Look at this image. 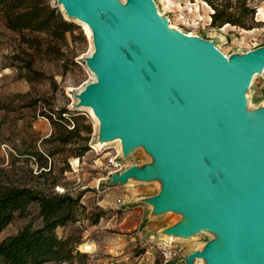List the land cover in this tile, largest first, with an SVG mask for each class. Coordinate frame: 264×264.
<instances>
[{"label": "rangeland", "instance_id": "374dc122", "mask_svg": "<svg viewBox=\"0 0 264 264\" xmlns=\"http://www.w3.org/2000/svg\"><path fill=\"white\" fill-rule=\"evenodd\" d=\"M115 1L129 8L132 0ZM50 2L81 26L50 52L28 48L0 14V191L29 187L47 195H81L77 220L58 233L73 234L85 256L63 264H220L222 255L209 254V248L225 232L210 225L180 232L193 212L182 205L165 206L162 194L170 186L166 174L149 181L127 176L158 161L148 144L140 142L128 153L120 138L101 144L102 123L83 92L101 83L91 61L105 50L93 27L88 31L80 18L69 16L61 0ZM249 2L256 7L253 29L212 26L214 11L205 0H153L152 13L187 43H211L230 61H249L239 86L245 110L242 131L258 136L264 126V0ZM65 108L71 112L67 117L77 116L84 128L91 127L83 133L87 140L67 146L49 141L54 131L49 116ZM57 149L60 153L50 154ZM112 157L123 164L121 172L112 171ZM31 222L40 225L38 204L1 231L0 241ZM174 243L182 252L165 263L162 246Z\"/></svg>", "mask_w": 264, "mask_h": 264}, {"label": "water", "instance_id": "95a60500", "mask_svg": "<svg viewBox=\"0 0 264 264\" xmlns=\"http://www.w3.org/2000/svg\"><path fill=\"white\" fill-rule=\"evenodd\" d=\"M61 1L69 16L96 30L106 52L91 65L104 74L97 96L105 97L113 129L131 144L161 147L160 160L127 176L149 181L176 170L179 180L162 201L194 210L180 232L205 222L228 226L209 254L236 241L240 252L253 240L264 258V134L253 146L245 140L243 148L226 146L243 123L239 86L246 67L228 68L210 49L186 48L151 18L143 0L129 10L115 0Z\"/></svg>", "mask_w": 264, "mask_h": 264}, {"label": "trees", "instance_id": "16d2710c", "mask_svg": "<svg viewBox=\"0 0 264 264\" xmlns=\"http://www.w3.org/2000/svg\"><path fill=\"white\" fill-rule=\"evenodd\" d=\"M205 2L214 11L211 23L214 27L231 24L253 29L256 26V7L249 0ZM0 14L7 28L21 35L28 48L45 52L54 51L66 43L68 33L81 29L80 25L66 19L50 0H0ZM68 113H71L70 109L65 108L49 116L54 126L49 141L67 146L88 139L83 133H90L91 127L84 128L77 116L67 117ZM88 150L87 147L82 149L77 156ZM49 152L55 155L60 150ZM33 204L39 206L40 225L31 222L17 234L0 241V264H63L85 256L79 249L81 242L73 234L58 233L59 228L77 220L83 207L81 195L74 196L69 192L47 195L29 187L6 188L0 191V232L15 218L27 215Z\"/></svg>", "mask_w": 264, "mask_h": 264}, {"label": "bare ground", "instance_id": "6f19581e", "mask_svg": "<svg viewBox=\"0 0 264 264\" xmlns=\"http://www.w3.org/2000/svg\"><path fill=\"white\" fill-rule=\"evenodd\" d=\"M132 1H131V4H132ZM143 2L146 4V6H148V10H149L148 13L151 16V18H153L154 20H156L160 23L165 24L175 34V31L172 29L173 27L164 23V21L159 20L158 17H156L152 13L153 0H143ZM124 9L129 10L128 8H124ZM83 22H84L83 24H84L85 28H87V30L89 31V27H91L90 24H88L86 21H83ZM178 38H179V36H178ZM179 40L186 48L191 49V50L199 49V48L210 49L212 54L214 56H216L218 59L222 60L228 68H237L236 66H238L239 63H241L242 66L246 67L249 63V61H246V60H244L242 62H236V61L228 60L224 56V54L215 45H213L211 43L208 44V43L197 42V41H192V43H187V42L183 41L181 38H179ZM105 55H106V52H103V53L99 52L96 55H94L95 57H94L93 61L95 62V60H97L100 56H105ZM93 70L99 75L101 83L98 85H90L83 92V94H85L84 96L90 98L87 101V102H90L88 104V106L91 108L92 114L96 118H98L100 120V122L102 123L103 139L101 141V144H106L107 142L113 141L116 138H120L121 144H122V147H123L125 153H128V152H130V150L134 146L137 145V143L131 144L129 137L121 129H116V130L113 129V126H112V123H111L109 117H107L104 114L103 109H102L104 104H105V97H98L97 96L98 91L102 87L104 80H105L104 74L96 66L93 68ZM248 70H249V67H248V69L246 68L244 71L247 72ZM245 72H244V75H245ZM240 108H241L242 115H243V123H242V126H241L240 130L238 131V133L227 143L226 146L229 150L234 149L236 147L243 148L245 141L250 146L256 145V144H258L257 142L261 141L263 138V134H264L263 128H262V130L258 136L249 135V134L244 133V131H242V128L244 125V116H245L242 94H240ZM242 139L245 141L242 142ZM146 143L148 144V145H146L147 149L151 150L154 154V157H156L158 160H160L162 157L161 147L157 146V145H152L149 142H146ZM130 146H132V147H130ZM165 178H170V183H169L170 186L165 187L166 190L162 194L164 197L167 196L168 193L171 191V189L177 184V182L179 180V175H178L177 171L175 170L172 173H167L165 175ZM182 205L184 207H189L185 204H182ZM189 208H191V207H189ZM194 209H195V211L198 210L195 206H194ZM192 211L194 212L193 209H192ZM208 224L209 223L205 222V223H203L202 226H206ZM215 226H217L218 230H221L224 232L225 231L229 232L231 229L228 226H218V225H215ZM238 243H239V241H236V242L232 243L231 245L225 246L223 251L220 252V254L224 255L223 259H221L219 261L220 264H225V263H227V264H257L255 262V260L259 263H264V258L260 254V252L258 251L253 240H250L248 242V244L240 252L234 251V250H236ZM232 251H234V252H232ZM227 254H230V255L227 256ZM225 256H227V257H225Z\"/></svg>", "mask_w": 264, "mask_h": 264}, {"label": "built area", "instance_id": "2783aa9c", "mask_svg": "<svg viewBox=\"0 0 264 264\" xmlns=\"http://www.w3.org/2000/svg\"><path fill=\"white\" fill-rule=\"evenodd\" d=\"M109 165L112 167V171L121 172L124 168L123 164L117 160V158H111ZM181 248L178 244H164L162 246V254L165 260V263L172 262L175 260L181 253Z\"/></svg>", "mask_w": 264, "mask_h": 264}]
</instances>
